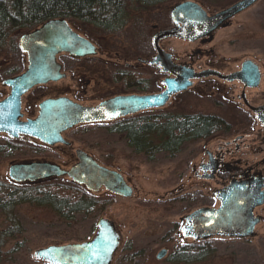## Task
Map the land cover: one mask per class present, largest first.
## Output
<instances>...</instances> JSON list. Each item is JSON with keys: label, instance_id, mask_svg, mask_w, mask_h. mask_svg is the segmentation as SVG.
Segmentation results:
<instances>
[{"label": "flooded vegetation", "instance_id": "1", "mask_svg": "<svg viewBox=\"0 0 264 264\" xmlns=\"http://www.w3.org/2000/svg\"><path fill=\"white\" fill-rule=\"evenodd\" d=\"M185 1L200 3L209 15L225 8L217 11L210 10L200 0L162 1L160 8L156 9L152 16L150 13H145L135 18L138 23L134 28L136 37L142 38H138L139 40L133 43L131 49L127 46H116L112 43L114 38L109 39L104 34L98 35L96 39L84 35L96 46V53L84 57H74L69 53L58 54L57 61L61 65L63 77L29 89L21 98L20 120L36 119L40 114L41 105L48 100L65 98L83 107H95L120 97L162 94L169 89L168 83L177 81L184 75L199 74V77L191 79L187 89L174 93L164 105L159 107L142 109L113 120L75 125L62 132V142L53 145L27 135L11 138L6 133H0L5 141L1 146H6L12 141H19L28 146L27 150L29 149L31 154L36 155L42 151L51 152L54 156H44L40 159L28 158L29 160H20L16 157L12 162L47 161L65 170L75 165L79 161L78 152L84 151L100 165L120 172L133 187L128 175L101 163L95 153L77 142L75 134L86 127H99L110 131L109 128L117 129V126L125 120L143 118L145 123L149 124L151 118L165 121L167 117L198 113L213 116L222 120V124L214 129L209 137L194 141L201 143L202 146L192 160L191 172L187 177L189 183L186 181L175 189L166 191L161 199L164 202L186 198L195 200L199 194L209 198L208 204L196 206L176 222V235L186 246L216 238L251 241L261 235V230L264 229V202L253 209L254 217L259 218V222L251 237H213L195 240L184 237L181 229L186 222V216L196 209L219 208L221 201L216 193L232 185L250 188L264 196V58L259 52L251 53L247 50L238 54H227L213 45L218 31L231 26L235 17L248 11L257 3L226 21L205 38L196 41L176 37L160 40L161 49L171 55L169 62L165 59L160 60L154 45V35L158 31L176 26L171 11L176 5ZM160 17H164L165 24L159 22ZM69 24L75 31L82 34L73 24L70 22ZM171 39H178L192 46L181 52L173 51L166 43ZM19 51L22 61L20 72H10L13 75L4 76L2 70L5 68V62L0 61V101L11 93V88L4 81L24 73L29 66L28 55L20 47ZM200 102H205L207 108L197 109L196 105ZM114 133L119 132L114 131ZM23 149H20L18 153H23ZM12 162L10 164H14ZM58 179L74 182L68 176H61ZM87 192L114 195L105 188L98 192L88 190Z\"/></svg>", "mask_w": 264, "mask_h": 264}, {"label": "water", "instance_id": "2", "mask_svg": "<svg viewBox=\"0 0 264 264\" xmlns=\"http://www.w3.org/2000/svg\"><path fill=\"white\" fill-rule=\"evenodd\" d=\"M259 1L238 0L211 15L196 1L176 5L171 11L176 26L154 35L158 59L171 60V55L161 49L160 40L176 37L196 41L205 38ZM19 47L28 55L29 66L24 73L4 81L11 88V93L0 101V133H6L11 138L27 135L51 145L62 142V132L75 125L113 120L142 109L162 106L171 95L187 89L192 78L200 76L184 75L168 83L169 89L162 94L120 97L95 107H83L65 98L48 100L41 105L36 119L21 121L22 96L35 85L63 77L57 55L69 53L74 57H84L96 53V46L75 31L68 20L59 18L48 20L39 28L22 34ZM78 155L79 161L69 170L47 161L14 163L9 167V177L15 183H35L68 176L90 192L105 188L123 198L133 196V187L120 172L100 165L84 151H79ZM216 196L221 201L219 208L200 207L186 216L181 229L183 236L195 240L251 237L259 222V218L254 217L253 209L264 202V196L250 188L235 185L218 191ZM120 244L121 235L115 222L101 218L92 239L39 248L34 255L37 260L48 264H112ZM166 255L167 250L162 249L157 259H163Z\"/></svg>", "mask_w": 264, "mask_h": 264}, {"label": "rangeland", "instance_id": "3", "mask_svg": "<svg viewBox=\"0 0 264 264\" xmlns=\"http://www.w3.org/2000/svg\"><path fill=\"white\" fill-rule=\"evenodd\" d=\"M200 1L210 10L217 11L238 0ZM160 18L159 22L165 24L164 17ZM135 32L134 29L129 35L123 32L115 37L112 43L131 49L133 43L142 38L136 37ZM81 33L86 36L84 32ZM166 43L171 50L177 52L192 46L178 39H171ZM213 45L227 54H238L247 50L251 53L259 52L264 58V0L235 17L231 26L218 31ZM0 61L5 62V68L2 70L4 76L20 72L22 69L20 54L15 56L9 49L0 56ZM205 102H200L196 108H207ZM75 139L95 153L101 163L128 175L134 187L133 196L123 198L106 193L91 194L101 200L99 209L90 215L77 214L71 219L60 216L49 207L25 205L19 209L23 233L18 239H9L4 243L1 256L3 261L9 259L13 264H48L35 258L37 249L88 241L96 234L99 220L108 218L115 222L121 235V244L112 264H264V229L261 230V235L251 241L216 238L210 241V254L201 260H175L173 254L183 245L186 246L176 235V222L182 215L203 203L208 204L210 200L201 194L195 200L186 198L164 202L161 198L166 191L173 190L186 181L189 183L187 177L191 172L192 160L200 151L201 143L189 141L175 155L159 152L155 159L149 160L146 155L136 152L128 145L124 134L110 132L104 128H82L75 134ZM4 143L0 136V145ZM20 144L24 148V154L17 152L9 157L0 155V181L11 180L10 162L16 157L29 160L28 158L54 156L51 152L44 151L36 155L31 154L25 143ZM8 226L5 218L0 215V236ZM201 245L203 243L195 246ZM162 249H167L168 253L159 260L157 254ZM12 250L15 251L9 253Z\"/></svg>", "mask_w": 264, "mask_h": 264}, {"label": "trees", "instance_id": "4", "mask_svg": "<svg viewBox=\"0 0 264 264\" xmlns=\"http://www.w3.org/2000/svg\"><path fill=\"white\" fill-rule=\"evenodd\" d=\"M162 1L167 0H0V56L8 49L15 56L19 55V37L51 19H66L91 39L100 34L109 39L117 38L123 32L129 35L138 24L135 18L145 13L152 16ZM221 124L220 119L198 113L167 117L165 121L151 118L149 124L143 118L125 120L117 126L118 130L116 127L109 130L124 133L129 146L153 160L159 152L175 155L185 143L209 137ZM22 148L19 141H12L6 146L0 145V155L9 157ZM100 204L99 198L71 180L0 181V215L9 225L0 236V264H13L9 259L3 261L2 247L7 240L18 239L23 233L19 216L21 207H49L60 216L71 219L77 214L90 215L99 209ZM209 244L210 241L201 246L181 247L174 258L183 262L201 260L210 254Z\"/></svg>", "mask_w": 264, "mask_h": 264}, {"label": "snow or ice", "instance_id": "5", "mask_svg": "<svg viewBox=\"0 0 264 264\" xmlns=\"http://www.w3.org/2000/svg\"><path fill=\"white\" fill-rule=\"evenodd\" d=\"M93 255H96V253H93Z\"/></svg>", "mask_w": 264, "mask_h": 264}]
</instances>
